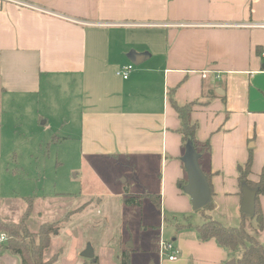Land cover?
Masks as SVG:
<instances>
[{
    "label": "crops",
    "instance_id": "obj_1",
    "mask_svg": "<svg viewBox=\"0 0 264 264\" xmlns=\"http://www.w3.org/2000/svg\"><path fill=\"white\" fill-rule=\"evenodd\" d=\"M263 23L264 0H0V105L71 81V97L81 95V152L113 162L123 156L122 166L138 174L139 197L159 200L141 199L160 230L166 216L192 210L178 187L187 178L171 100L193 104L196 141L209 143L202 169L211 175V214L233 228L241 222L237 168L251 155L249 180L257 182L264 165V30L255 27ZM131 51L147 55L123 80L116 72L132 65ZM124 191L122 203L136 193ZM259 205L264 218V195ZM195 234L178 242L177 259L168 263H178L180 254L201 260L224 254ZM159 240L154 256L147 247L138 251L154 257L151 264H161ZM5 252L0 264H20Z\"/></svg>",
    "mask_w": 264,
    "mask_h": 264
},
{
    "label": "rangeland",
    "instance_id": "obj_2",
    "mask_svg": "<svg viewBox=\"0 0 264 264\" xmlns=\"http://www.w3.org/2000/svg\"><path fill=\"white\" fill-rule=\"evenodd\" d=\"M70 86L71 81L61 88L44 87L31 96L13 95V100L0 105V220L18 223L28 207L26 200L32 199L29 231L36 233L44 224H57L45 254V260L57 256L53 264H119V257L129 249L134 251L129 253L131 264H151L154 257L149 261L148 255L138 251L147 247L154 256L159 238L180 250L178 242L196 236L195 228L204 222L205 211L166 216L159 230L158 217L149 211L147 202L122 203L119 198L124 189L135 190L134 198L142 193L138 174L122 166L128 162L123 156L113 162L106 156L81 152V95L77 90L76 97H71ZM57 92L63 100L55 101ZM71 101H75L73 107ZM69 107L75 111H66ZM79 208L81 213L74 212ZM227 223L223 226L232 225ZM237 223L233 228L240 226ZM246 225L253 234L256 222ZM260 236L257 241L262 244L264 230ZM87 246L93 250V259L80 256ZM220 249L226 255L201 260L180 254L176 264H228L239 257ZM2 263L14 264L11 259ZM161 264L171 263L163 258Z\"/></svg>",
    "mask_w": 264,
    "mask_h": 264
},
{
    "label": "trees",
    "instance_id": "obj_3",
    "mask_svg": "<svg viewBox=\"0 0 264 264\" xmlns=\"http://www.w3.org/2000/svg\"><path fill=\"white\" fill-rule=\"evenodd\" d=\"M171 106L180 119V127L177 133L181 136L182 145L185 147L188 141L192 142L196 152L200 156L199 166L202 169L205 154L209 153V143L206 142L200 145L196 141L195 132L197 125L190 121L193 104L179 107L171 100ZM251 167L252 157L249 155L246 163L237 168V181L240 192L243 189H247L249 191H255L256 193L254 216L251 217L240 213L241 223L239 227H225L212 218L211 213L214 209L212 202L202 209V211H205L203 216L204 222L195 228L199 241L206 242L214 240L217 246L227 252L228 256L234 257L238 254L239 257L236 259L235 264H264V243H259L254 236V234H257L258 231H262L264 228V218L259 205V198L264 195V165L257 182L249 180ZM203 173L207 178L213 198L211 175L204 171ZM186 182V180L178 182L180 190H182ZM143 197H149L155 205H158L159 200L153 196H141L139 198L128 196L124 202L128 205H135L140 203ZM26 201L28 207L18 223H8L0 220V234L7 236V241L1 246V250L17 256L20 264H53L57 256L54 255L48 260H45V254L50 247L52 235L57 231V224H44L36 233L30 232L27 222L32 213V199H27ZM253 220L256 222L257 228L254 229V234H250L246 229V223ZM130 252L126 251L122 253L119 257V264H131Z\"/></svg>",
    "mask_w": 264,
    "mask_h": 264
},
{
    "label": "water",
    "instance_id": "obj_4",
    "mask_svg": "<svg viewBox=\"0 0 264 264\" xmlns=\"http://www.w3.org/2000/svg\"><path fill=\"white\" fill-rule=\"evenodd\" d=\"M147 54H136L134 51L129 52L127 59L134 65H140ZM264 69V66H263ZM200 156L196 152L192 142L188 141L184 147V154L181 157V163L186 173L187 182L183 186L182 191L190 198L192 211H199L212 203V195L208 186L207 178L199 166ZM242 199L240 212L247 216H254L255 214V191L243 189L241 191ZM131 247V245H130ZM84 259H93L94 253L90 246L80 255ZM228 264H235V260Z\"/></svg>",
    "mask_w": 264,
    "mask_h": 264
},
{
    "label": "built area",
    "instance_id": "obj_5",
    "mask_svg": "<svg viewBox=\"0 0 264 264\" xmlns=\"http://www.w3.org/2000/svg\"><path fill=\"white\" fill-rule=\"evenodd\" d=\"M255 27L264 30V23L258 26H255ZM132 70H133V65H128L125 68L117 71L116 75L120 77L121 79L126 80L129 74L132 72ZM205 76L206 74H203V77ZM6 241H7V236L5 234H0V253L2 251L1 246L5 244ZM158 253H159L160 259L167 258L168 262H173V261H176L177 255L179 252H178V249L173 244L159 240Z\"/></svg>",
    "mask_w": 264,
    "mask_h": 264
}]
</instances>
